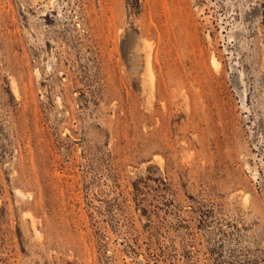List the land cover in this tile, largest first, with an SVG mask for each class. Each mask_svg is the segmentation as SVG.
<instances>
[{
	"label": "rangeland",
	"instance_id": "1",
	"mask_svg": "<svg viewBox=\"0 0 264 264\" xmlns=\"http://www.w3.org/2000/svg\"><path fill=\"white\" fill-rule=\"evenodd\" d=\"M0 264H264V0H0Z\"/></svg>",
	"mask_w": 264,
	"mask_h": 264
},
{
	"label": "bare ground",
	"instance_id": "2",
	"mask_svg": "<svg viewBox=\"0 0 264 264\" xmlns=\"http://www.w3.org/2000/svg\"><path fill=\"white\" fill-rule=\"evenodd\" d=\"M213 60V59H212ZM218 61V60H217ZM214 62H215V64H216V59L214 60ZM217 68H218V66H217ZM218 70V69H217ZM20 191V190H19ZM21 194V193H20ZM25 195V194H24Z\"/></svg>",
	"mask_w": 264,
	"mask_h": 264
}]
</instances>
